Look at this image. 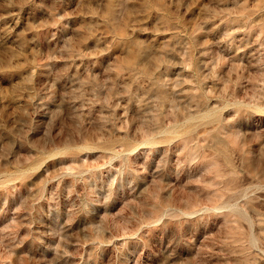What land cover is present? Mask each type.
I'll return each instance as SVG.
<instances>
[{"label": "rangeland", "instance_id": "rangeland-1", "mask_svg": "<svg viewBox=\"0 0 264 264\" xmlns=\"http://www.w3.org/2000/svg\"><path fill=\"white\" fill-rule=\"evenodd\" d=\"M0 264H264V0H0Z\"/></svg>", "mask_w": 264, "mask_h": 264}]
</instances>
